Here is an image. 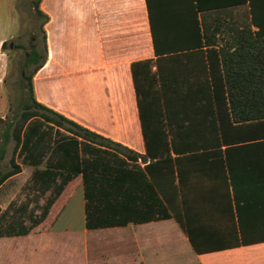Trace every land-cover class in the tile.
<instances>
[{"label": "trees", "instance_id": "1", "mask_svg": "<svg viewBox=\"0 0 264 264\" xmlns=\"http://www.w3.org/2000/svg\"><path fill=\"white\" fill-rule=\"evenodd\" d=\"M172 1L157 12L150 10L155 58L131 63L144 155L37 100L33 76L47 58L45 24L49 15L41 9V0L34 1L36 14L43 18L42 56L26 85L27 103L1 135L0 184L21 171L14 156L12 168L2 169L10 139L16 142L15 153L28 122L41 118L74 138L112 150L114 162L125 163L120 157L123 155L131 161L141 158L145 163L144 170L138 167L139 171L104 168L107 163L97 150L93 159H83L87 207L93 211L87 221L89 227L134 220L118 218L121 214L137 216L135 221L174 216L201 253L210 249L200 245L214 236L199 232L201 225L209 222L201 216L219 212L230 217L218 221L229 220L234 231L232 235H218L219 246L235 240L234 244L264 240V234L246 232L254 222L264 228V31L254 32L247 24H229L234 35L223 44L216 38L219 21L233 18L229 6L249 4L253 23L264 17V7L258 10L256 0H207L206 4L203 0ZM199 12H205L201 18ZM240 17L248 19L249 13L244 11ZM207 18L211 20L209 25ZM28 128L39 130L37 124ZM39 145L40 138L34 147ZM68 157L73 166H79L76 156L74 160ZM42 174L52 176L53 172ZM231 189L236 197V214ZM252 196L257 199L251 200Z\"/></svg>", "mask_w": 264, "mask_h": 264}, {"label": "crops", "instance_id": "2", "mask_svg": "<svg viewBox=\"0 0 264 264\" xmlns=\"http://www.w3.org/2000/svg\"><path fill=\"white\" fill-rule=\"evenodd\" d=\"M203 1L206 4L207 0ZM169 2L173 1L41 0V9L49 15V20L45 24L47 58L33 82L37 100L139 154H146L131 63L155 58L150 10L157 12ZM256 7L258 10L264 7V0H256ZM228 8L233 18L219 21L216 38L220 44L234 35L227 26L229 24L240 27L247 24L254 32L264 31V17L253 23L249 4ZM244 11L249 13L248 19L240 17ZM204 13L199 12V17ZM210 21L206 19L208 25ZM35 124L39 130L28 128ZM39 138L40 145L35 148L34 142ZM70 150L71 155H68ZM96 150L102 154L103 163H107L104 168L114 166L139 171V167L144 170L145 163L141 158L131 161L120 155L126 161L117 163L111 159L112 150L104 146L74 138L70 132L53 127L41 118L28 122L17 153L22 161L15 159L21 171L0 184V264H32L36 250L47 249L51 245L44 236L49 234L52 237L77 236L72 244L79 248L78 244L82 243L87 251L84 261L72 255L79 264H264V240L234 244L235 240L219 246L218 235L234 234L229 220L218 221L230 216L219 212L201 216L209 222L201 225L199 232L214 235L208 240L206 238V244L200 245L210 250L201 253L195 250L187 230L174 216L135 221L137 216L121 214L117 217L134 220L125 224L89 227L87 221L93 217V211L87 207L89 197L86 195L82 161L84 158L93 159ZM68 156L72 160L76 156L79 166H73ZM46 170L52 171V176L43 175ZM127 183L126 180L122 186H127ZM18 186L26 187L30 193L16 195L14 188ZM135 194L142 193L135 191ZM230 197L236 214L233 189ZM119 199L124 200L123 196ZM255 199L256 196H252L251 200ZM128 201L132 200L126 199L125 202ZM14 217L18 220H6ZM247 228L248 234H264V228L255 222ZM116 232L119 233V243H122L118 253L111 254L97 246V243L107 245L108 238ZM237 234L240 235L238 222ZM149 242L152 245L159 242L160 249H166L168 254H174V250L182 245L189 255L194 253L195 256L177 258L170 254L145 260V245ZM72 249L75 250L76 246ZM91 249H94L92 256ZM26 253L29 259L25 258ZM39 259L42 260V255Z\"/></svg>", "mask_w": 264, "mask_h": 264}, {"label": "rangeland", "instance_id": "3", "mask_svg": "<svg viewBox=\"0 0 264 264\" xmlns=\"http://www.w3.org/2000/svg\"><path fill=\"white\" fill-rule=\"evenodd\" d=\"M34 1L35 0H0V144L3 141V138H1L3 131L23 105V101L25 100L24 93L26 92L28 94L26 84L19 81L20 75L18 72V65L22 60L24 50L30 43V33L33 28V13L34 11L36 12ZM40 19L43 20L41 17ZM42 36V31L38 30L37 37L40 49L43 48ZM11 41L18 44V47L13 52L9 51V43ZM3 42L6 43L5 48L2 47ZM11 54L13 58L9 60V55ZM38 70H35L34 72L33 82ZM30 71H32V69ZM5 79L6 81H4ZM15 143L14 138H11L7 144L6 157L2 163L3 171H8L12 168V164L10 162L12 156H14L15 159L22 161L21 155L17 156L18 149L14 153ZM14 189L16 191L15 194L18 196L30 193L26 187L23 189L18 186ZM6 220L17 221L18 218L14 217ZM118 234V232L113 233L112 236L108 238L110 243L108 241L107 245L97 243V246H100L101 250L109 251L111 254L118 253L122 246V243H119ZM44 236L46 237L47 242L49 241L51 245L47 247V249L45 248L39 250L41 254H39V251L36 250V256L31 261L32 264H72L70 261L74 264H79V260L77 258L75 260V258L72 257L73 254L74 257H79L81 261H84V258L86 260L87 251L85 250V247H83L82 243L78 244L80 245L79 248L77 245H74L75 243L72 244L76 241L77 236L64 235L61 237L60 235H55L52 237L50 234ZM61 238H63L62 242ZM52 239L53 243L51 242ZM57 239L58 241H56ZM72 246H76V249L73 250ZM61 247H63V250ZM93 251L94 249L90 250L91 256ZM174 252V254H171L170 252L168 254L166 249H160L159 242L154 245L149 242L145 245L144 258L145 260H148L151 258H161L171 255H174L177 258L195 256L194 253L189 255L188 250L182 245L179 248H176ZM39 255H42V260L39 259ZM25 258L29 259L27 253ZM85 264L87 263L85 262Z\"/></svg>", "mask_w": 264, "mask_h": 264}, {"label": "flooded vegetation", "instance_id": "4", "mask_svg": "<svg viewBox=\"0 0 264 264\" xmlns=\"http://www.w3.org/2000/svg\"><path fill=\"white\" fill-rule=\"evenodd\" d=\"M42 25H43L42 20L34 11L33 28L30 33V43L29 46L24 50L22 60L18 65V72L20 75L19 81L21 83H25L26 85H28L31 73L32 71H34L36 64L40 61V58L42 56L43 48L40 49V45L37 37L38 30H41L43 35ZM17 47H18L17 43L13 41L9 43V51L13 52ZM36 53H38V56L36 55ZM11 58H13L12 54L9 55V60H11ZM31 69L32 71H30ZM4 81H6V79ZM24 98L25 100L23 101V104L27 103L28 101L27 100L28 94L26 92L24 93Z\"/></svg>", "mask_w": 264, "mask_h": 264}]
</instances>
